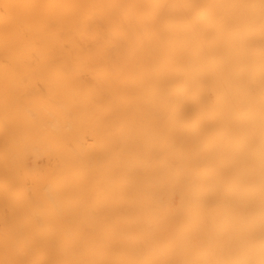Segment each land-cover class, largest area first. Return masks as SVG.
I'll use <instances>...</instances> for the list:
<instances>
[{"label":"bare ground","instance_id":"1","mask_svg":"<svg viewBox=\"0 0 264 264\" xmlns=\"http://www.w3.org/2000/svg\"><path fill=\"white\" fill-rule=\"evenodd\" d=\"M0 264H264V0H0Z\"/></svg>","mask_w":264,"mask_h":264}]
</instances>
